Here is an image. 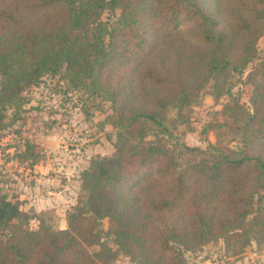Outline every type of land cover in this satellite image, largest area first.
<instances>
[{
  "label": "trees",
  "instance_id": "trees-1",
  "mask_svg": "<svg viewBox=\"0 0 264 264\" xmlns=\"http://www.w3.org/2000/svg\"><path fill=\"white\" fill-rule=\"evenodd\" d=\"M8 1L0 8V133L24 90L61 69L73 86L111 104L117 132L114 153L81 173L83 195L67 212L66 229L40 224L31 231L27 213L0 196V264H113L117 251L133 264H189L184 250L214 240L232 258L251 243L264 244V59L245 81L251 113L235 101L228 108L236 149L169 144L168 110L180 113L192 88L185 73L145 66L181 20L201 31L209 79L227 69L241 74L256 54L251 37L239 59H229L228 37L204 10L205 0ZM56 6L64 7L61 21L47 29L27 26L30 14ZM116 8L117 19L102 23V12ZM151 176L160 184L141 183ZM104 219L115 250L99 232Z\"/></svg>",
  "mask_w": 264,
  "mask_h": 264
},
{
  "label": "rangeland",
  "instance_id": "rangeland-1",
  "mask_svg": "<svg viewBox=\"0 0 264 264\" xmlns=\"http://www.w3.org/2000/svg\"><path fill=\"white\" fill-rule=\"evenodd\" d=\"M8 3L0 1V8ZM203 8L215 20L216 29L227 35L230 53L224 54L230 55L229 59H239L245 41L250 37L254 41L256 54L242 73L227 69L228 74L217 79L206 76L201 55L209 48L199 42L201 31L193 20H181L173 37L158 44L145 66L160 74L166 73L163 69L180 77L185 73L192 88L180 113L168 110L165 125L171 134L166 138L169 144L182 143L200 150L209 144L236 149L238 143L231 140L233 115L228 108L235 101L252 111V87L245 81L264 59V4L260 0H205ZM63 13V6L49 7L30 14L26 23L33 30L47 29L53 20L61 21ZM118 15V8L104 10L100 20L111 24ZM21 103L19 109L6 111L0 133V196L27 213L29 230L36 231L40 224L64 230L67 212L83 195L81 173L93 160L114 153L117 128L113 109L88 87L73 86L64 69L44 75L37 86L25 89ZM260 152L264 153V148ZM145 181L141 183L160 184L155 176ZM107 231L104 219L99 232L115 250ZM183 255L189 264H264V244L251 243L240 257L232 258L225 256L222 241L214 240L197 250H184ZM113 264L133 263L117 251Z\"/></svg>",
  "mask_w": 264,
  "mask_h": 264
}]
</instances>
